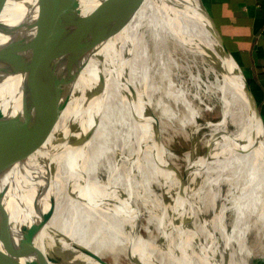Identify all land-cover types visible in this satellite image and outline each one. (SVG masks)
Instances as JSON below:
<instances>
[{
    "label": "bare ground",
    "instance_id": "bare-ground-1",
    "mask_svg": "<svg viewBox=\"0 0 264 264\" xmlns=\"http://www.w3.org/2000/svg\"><path fill=\"white\" fill-rule=\"evenodd\" d=\"M5 1L7 7L0 10V32L32 20L34 0ZM94 3L81 0L80 7L87 11ZM207 11L201 0H147L123 29L81 57L68 103L32 167L23 163L0 171V188L6 187L7 208L17 220L36 223L40 217L33 209L35 200L48 208L51 198L53 215L70 228L67 246L46 223L38 233L39 248L49 254L47 264H116L103 258L106 249L127 251L135 264H222L214 253V220L228 245L234 235L245 239L254 229L260 264H264V126L254 114L239 65L224 54ZM24 34L26 31L19 27L15 37ZM149 39L156 46L151 59L160 63L169 47L196 55L209 66L212 82L217 84L223 118L208 124L211 135L205 142L206 153L188 161L185 176L173 164L159 137V119L149 95ZM8 40L0 34V45ZM73 63L63 64L70 70L78 65ZM21 81L18 74L0 78V110L6 116L20 104ZM97 85L99 94L95 92ZM89 95L90 101L83 104ZM103 116L113 122L111 133L119 137L118 153L109 145L106 151L90 150L85 142L88 137L79 145L75 143L85 133V118L99 123ZM193 146L195 150V143ZM114 158L132 161L130 167L122 163L123 173L129 184L133 175L138 177L137 197L148 209L149 223L158 230L156 243L144 238L139 228L141 213L128 202L122 185L117 188L115 173L111 172ZM254 159L256 165L251 163ZM100 166L106 168L105 173ZM196 179L195 191L191 184ZM81 181L87 183L84 191L77 190ZM155 182L160 186L157 192ZM205 182L212 190L215 213L210 220L203 216V239L195 217L199 211L203 213L198 200ZM225 183L229 188L224 189ZM98 191L104 202L99 211L87 201ZM228 215L232 217L230 229ZM71 237L83 241L85 249L81 253L71 250Z\"/></svg>",
    "mask_w": 264,
    "mask_h": 264
},
{
    "label": "water",
    "instance_id": "water-1",
    "mask_svg": "<svg viewBox=\"0 0 264 264\" xmlns=\"http://www.w3.org/2000/svg\"><path fill=\"white\" fill-rule=\"evenodd\" d=\"M34 1L30 22L0 32L9 37L8 42L0 45V78L6 74L22 76V96L17 110L7 116L0 110V171L23 163L32 167L33 159L44 147L68 103L81 57L123 29L147 0H92L95 3L87 11L80 7L81 0ZM5 3L0 0L1 11L7 7ZM210 20L224 54L235 60L211 17ZM19 27L26 34L17 38ZM71 61L78 65L68 70L63 63ZM239 71L254 114L263 126L258 105ZM99 89L97 85V94ZM90 95L85 96L83 104L90 101ZM91 132L92 126L86 137L76 140V145ZM6 196L4 186L0 188V264H47L49 254L39 248L37 236L52 216L53 200L48 199L49 206L36 223L22 224L7 208Z\"/></svg>",
    "mask_w": 264,
    "mask_h": 264
},
{
    "label": "rangeland",
    "instance_id": "rangeland-1",
    "mask_svg": "<svg viewBox=\"0 0 264 264\" xmlns=\"http://www.w3.org/2000/svg\"><path fill=\"white\" fill-rule=\"evenodd\" d=\"M155 48L156 46L154 45V41L152 42V40L149 39L148 50L151 54L150 59L155 51ZM180 52L181 51H179V49L174 50L169 47L167 52L163 53V59L160 63L156 59H151L150 80L152 81L150 82L151 88L149 95L153 103L154 114L159 119L158 128L160 140L161 142L164 140L162 143L168 151L167 154L170 155L171 159L174 161L173 164L175 166L177 165L179 172L182 176H184L188 167V161L192 160L195 156H202L206 153V144L211 135V128L208 124L219 122L223 117L220 111L218 97L216 96L217 91L215 87L217 84L216 82H212L213 74L211 73L209 66H207L206 63H204V61L196 55H192L187 52ZM173 55L176 57L174 58ZM163 66L165 68L164 71H162ZM183 79L184 81H182ZM112 124L113 122L104 116L100 119L99 123L91 118H85L83 124L85 133L91 128V126L93 130V133L91 132L88 140L85 141L90 150L93 149L92 151L95 152L106 151L108 150L107 145H109L114 152H120L116 139L119 137L114 135L116 133H111ZM85 133L81 136V138L85 135ZM104 136L107 139V143H105L106 141ZM162 136L164 137L163 139ZM99 143L102 144L100 145ZM194 143L195 150L193 146ZM250 156L251 154L248 155V158L252 159ZM113 162L115 167L114 169H110L111 172L115 173L114 178L117 183V188L118 184L122 185L128 202L131 204L133 203V207L141 213L139 228L144 238L150 243H156L159 239L158 230L153 228L152 223H149L148 209L146 205L142 203L141 198L137 197L139 194V189L137 187L138 177L133 175V181L129 184L123 173L124 168L122 167V163L126 167L127 165L130 167V162L132 161H122V159L120 160L114 158ZM251 163L256 165L255 159ZM99 170L103 173L106 172L105 167L100 166ZM196 181L197 179L195 180L194 185L191 184V186H193L192 189L195 191L198 189V185L195 186ZM79 184L80 185L77 187V190L84 191V187L87 185L86 181L85 183H82L81 181ZM225 184L224 189L227 187L229 188V186ZM153 185L155 192H157V189L160 188L159 184L155 182ZM200 191L201 197L200 200H198V203L201 206L199 208L203 209V213L199 211L200 214L196 215L195 218L197 220L195 223L196 228H198V230L202 233V238L204 239L205 231L204 226L202 225L203 216L206 220L212 219L214 217L215 209L211 205L212 190L210 189L209 183L207 184L205 182L203 189ZM87 201L91 207L99 211L100 207H102L104 203L103 194L99 191L97 193H93ZM231 218L232 217L228 215L227 229L231 228ZM212 229L214 230L217 239L216 244L214 245V253L217 257L219 256L222 264H260L262 262L260 259L261 251L258 248L259 245L257 235L254 229H250V231L247 232L245 239L242 238L239 240L238 237L234 235L230 245L226 244V241L216 224V220H214ZM104 252L106 255L104 254L103 258L109 262H114L116 264H135L134 261L129 258L128 254H126L127 251L124 252L123 250L118 251L114 249H106Z\"/></svg>",
    "mask_w": 264,
    "mask_h": 264
},
{
    "label": "crops",
    "instance_id": "crops-1",
    "mask_svg": "<svg viewBox=\"0 0 264 264\" xmlns=\"http://www.w3.org/2000/svg\"><path fill=\"white\" fill-rule=\"evenodd\" d=\"M201 1L246 78L264 126V0ZM46 210L45 206L35 200L34 211L39 217ZM46 224L61 243L67 246L66 236L70 228L64 226L53 213ZM70 244L71 250L77 253L85 249L83 241L78 237H71ZM82 259L91 263L96 261Z\"/></svg>",
    "mask_w": 264,
    "mask_h": 264
}]
</instances>
